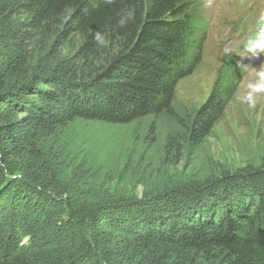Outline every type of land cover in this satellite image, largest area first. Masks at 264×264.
<instances>
[{
    "label": "trees",
    "instance_id": "obj_1",
    "mask_svg": "<svg viewBox=\"0 0 264 264\" xmlns=\"http://www.w3.org/2000/svg\"><path fill=\"white\" fill-rule=\"evenodd\" d=\"M193 1L0 0V264H188L191 255L264 264V162L147 205L109 194L82 203L36 171L39 129L171 109L177 83L202 59L208 22ZM129 7L135 18L122 28L118 14ZM244 73L236 53L223 55L192 143L211 132ZM12 164L24 172L9 182Z\"/></svg>",
    "mask_w": 264,
    "mask_h": 264
},
{
    "label": "rangeland",
    "instance_id": "obj_2",
    "mask_svg": "<svg viewBox=\"0 0 264 264\" xmlns=\"http://www.w3.org/2000/svg\"><path fill=\"white\" fill-rule=\"evenodd\" d=\"M193 5L208 22L202 59L177 83L171 109L124 124L74 119L51 130L39 129L32 141L40 153L37 172L48 171L61 190L82 203L110 195L120 202L140 200L147 205L169 189L189 191L191 184L204 187L220 175L262 165L264 94L254 108L241 97L264 67V55L252 56L244 49L256 33L257 19H264V0H217L216 10L207 13L200 0ZM227 52L238 55L245 73L211 132L194 144L189 130L195 113ZM11 169L6 178L18 181L24 169L18 164ZM208 256L191 255L188 264H207Z\"/></svg>",
    "mask_w": 264,
    "mask_h": 264
},
{
    "label": "clouds",
    "instance_id": "obj_3",
    "mask_svg": "<svg viewBox=\"0 0 264 264\" xmlns=\"http://www.w3.org/2000/svg\"><path fill=\"white\" fill-rule=\"evenodd\" d=\"M106 4L114 3V0H104ZM200 7L204 12H213L217 8V0H200ZM61 16L66 20L71 16V9H65ZM135 18L134 8H122L118 14L117 24L120 27H126L130 21ZM257 30L253 37H250L245 45V52L252 56L264 55V19H257ZM98 45L107 47L109 40L106 34L96 32L94 36ZM255 81L249 82L246 86L245 93L241 97V101L246 103L249 108H254L259 97L264 94V67L255 73Z\"/></svg>",
    "mask_w": 264,
    "mask_h": 264
}]
</instances>
